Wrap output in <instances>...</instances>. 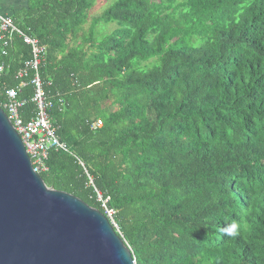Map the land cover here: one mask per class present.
Masks as SVG:
<instances>
[{
  "label": "trees",
  "instance_id": "16d2710c",
  "mask_svg": "<svg viewBox=\"0 0 264 264\" xmlns=\"http://www.w3.org/2000/svg\"><path fill=\"white\" fill-rule=\"evenodd\" d=\"M99 1L9 15L46 47L50 123L76 156L50 151L44 182L105 214L100 193L136 264H264V0H112L90 18ZM6 50L2 108L32 58L15 34Z\"/></svg>",
  "mask_w": 264,
  "mask_h": 264
},
{
  "label": "water",
  "instance_id": "95a60500",
  "mask_svg": "<svg viewBox=\"0 0 264 264\" xmlns=\"http://www.w3.org/2000/svg\"><path fill=\"white\" fill-rule=\"evenodd\" d=\"M0 264H136L103 212L47 186L1 106Z\"/></svg>",
  "mask_w": 264,
  "mask_h": 264
},
{
  "label": "built area",
  "instance_id": "2783aa9c",
  "mask_svg": "<svg viewBox=\"0 0 264 264\" xmlns=\"http://www.w3.org/2000/svg\"><path fill=\"white\" fill-rule=\"evenodd\" d=\"M14 34L22 38L23 42L31 48L32 58L26 61L24 66L17 72V79L21 81L16 87L7 90L3 109L21 137L34 170L41 174L48 170L46 162L50 151H63L71 155L74 154L67 144L59 139L50 123L49 112L54 106V102L45 87L50 86L51 82L45 83L40 76V66L46 57V47L41 45L37 38L24 33L12 18L0 14V52L2 55L7 54L6 47L11 42V37ZM3 71L4 65L0 64V74ZM30 72H33L30 85H32L34 91L30 102L34 105V112L30 120L24 121L21 116V108L26 104V100L19 99L18 96L21 89L27 85L22 80L27 78ZM102 125L101 120H96L91 124V128L96 131ZM74 157L76 158L75 155ZM77 160L84 166L83 162L78 158ZM98 200L103 204L105 215L118 230V226L113 219L114 211L106 207L107 200L100 193H98Z\"/></svg>",
  "mask_w": 264,
  "mask_h": 264
},
{
  "label": "rangeland",
  "instance_id": "374dc122",
  "mask_svg": "<svg viewBox=\"0 0 264 264\" xmlns=\"http://www.w3.org/2000/svg\"><path fill=\"white\" fill-rule=\"evenodd\" d=\"M111 1L112 0H108V1L107 0H100L99 2H97L96 8L93 9V11L90 15V18L91 17L94 18V17L102 14V11L111 4ZM88 28H89V23L84 26L85 31H87ZM116 28H117V26L115 23H109V24L100 23L96 26L95 32L99 38H102L104 35H108V34L112 33Z\"/></svg>",
  "mask_w": 264,
  "mask_h": 264
},
{
  "label": "crops",
  "instance_id": "0c3cea01",
  "mask_svg": "<svg viewBox=\"0 0 264 264\" xmlns=\"http://www.w3.org/2000/svg\"><path fill=\"white\" fill-rule=\"evenodd\" d=\"M26 0H0V14L10 17L12 10L20 9Z\"/></svg>",
  "mask_w": 264,
  "mask_h": 264
},
{
  "label": "clouds",
  "instance_id": "9594fccd",
  "mask_svg": "<svg viewBox=\"0 0 264 264\" xmlns=\"http://www.w3.org/2000/svg\"><path fill=\"white\" fill-rule=\"evenodd\" d=\"M4 110V109H3ZM5 111V110H4ZM115 228V227H114ZM116 230V228H115ZM117 231V230H116ZM223 233L227 237H236L239 235V225L233 221L223 229ZM136 262V261H135Z\"/></svg>",
  "mask_w": 264,
  "mask_h": 264
}]
</instances>
